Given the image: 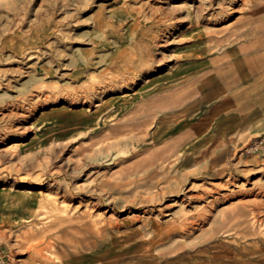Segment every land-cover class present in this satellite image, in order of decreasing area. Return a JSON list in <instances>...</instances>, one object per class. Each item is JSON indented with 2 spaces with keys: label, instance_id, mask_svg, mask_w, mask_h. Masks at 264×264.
Segmentation results:
<instances>
[{
  "label": "rangeland",
  "instance_id": "374dc122",
  "mask_svg": "<svg viewBox=\"0 0 264 264\" xmlns=\"http://www.w3.org/2000/svg\"><path fill=\"white\" fill-rule=\"evenodd\" d=\"M258 1L0 0V264H264V137L209 173L141 112L106 115L143 81L110 66L139 26L226 28Z\"/></svg>",
  "mask_w": 264,
  "mask_h": 264
},
{
  "label": "crops",
  "instance_id": "0c3cea01",
  "mask_svg": "<svg viewBox=\"0 0 264 264\" xmlns=\"http://www.w3.org/2000/svg\"><path fill=\"white\" fill-rule=\"evenodd\" d=\"M243 14L226 28L186 25L164 35L181 42L169 56L175 42L161 48L154 25L139 26L133 48L116 51L110 66L143 81L110 105L109 120L141 112L143 126L157 127L160 143L189 155L192 167L226 173L232 150L264 137V1Z\"/></svg>",
  "mask_w": 264,
  "mask_h": 264
},
{
  "label": "built area",
  "instance_id": "2783aa9c",
  "mask_svg": "<svg viewBox=\"0 0 264 264\" xmlns=\"http://www.w3.org/2000/svg\"><path fill=\"white\" fill-rule=\"evenodd\" d=\"M264 140H255V142L253 144H251V146L247 149L248 153H255L258 152L260 150H262L264 147Z\"/></svg>",
  "mask_w": 264,
  "mask_h": 264
},
{
  "label": "bare ground",
  "instance_id": "6f19581e",
  "mask_svg": "<svg viewBox=\"0 0 264 264\" xmlns=\"http://www.w3.org/2000/svg\"><path fill=\"white\" fill-rule=\"evenodd\" d=\"M194 3V2H193ZM203 5V4H202ZM194 6V5H193ZM142 34V33H141ZM141 36V35H140ZM169 42V40L168 39H166V40H164V44H161V46H165L167 43ZM118 54H122V51H120ZM124 56H125V54H123ZM142 70V69H141ZM140 70V71H141ZM143 70H144V68H143ZM5 105H6V103H5ZM4 109V108H3ZM6 110V109H5ZM26 111V110H25ZM0 113H2V111H0ZM14 113V112H13ZM14 115V114H13ZM20 115V114H19ZM5 116V115H4ZM16 116V115H15ZM22 116V115H21ZM28 116H29V114H28ZM6 117H7V115H6ZM24 118V117H23ZM5 119V118H4ZM19 120H21V119H19ZM120 129V128H119ZM116 131H117V129H116ZM115 134V133H114ZM123 135V134H122ZM116 136V135H115ZM118 136V135H117ZM5 151V150H4ZM63 193V192H62ZM65 194H66V192H65ZM64 195V194H63ZM63 197V196H62ZM69 197V196H68ZM65 198V197H64ZM68 199V198H67ZM98 204V203H97ZM4 236V235H3ZM6 238V237H5ZM27 238V237H26ZM3 257V256H2ZM1 260V259H0ZM3 260V259H2ZM20 264V263H19Z\"/></svg>",
  "mask_w": 264,
  "mask_h": 264
}]
</instances>
